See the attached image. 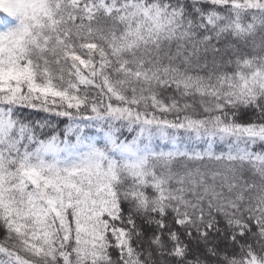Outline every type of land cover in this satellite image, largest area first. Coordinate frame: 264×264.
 Returning <instances> with one entry per match:
<instances>
[{"label": "snow or ice", "instance_id": "snow-or-ice-1", "mask_svg": "<svg viewBox=\"0 0 264 264\" xmlns=\"http://www.w3.org/2000/svg\"><path fill=\"white\" fill-rule=\"evenodd\" d=\"M0 264H264V0H0Z\"/></svg>", "mask_w": 264, "mask_h": 264}]
</instances>
